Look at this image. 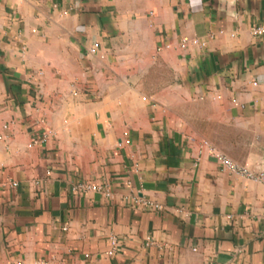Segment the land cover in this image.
I'll list each match as a JSON object with an SVG mask.
<instances>
[{"label":"crops","instance_id":"obj_1","mask_svg":"<svg viewBox=\"0 0 264 264\" xmlns=\"http://www.w3.org/2000/svg\"><path fill=\"white\" fill-rule=\"evenodd\" d=\"M258 27L264 0H0V264H264V184L218 161L264 171Z\"/></svg>","mask_w":264,"mask_h":264},{"label":"built area","instance_id":"obj_2","mask_svg":"<svg viewBox=\"0 0 264 264\" xmlns=\"http://www.w3.org/2000/svg\"><path fill=\"white\" fill-rule=\"evenodd\" d=\"M254 34L259 35V36L263 35L264 28L258 27L254 29ZM45 140H46L45 137H43L42 139H37L34 141V144H39L41 142H44ZM218 161L224 170L229 171L231 173L238 174L248 180L260 182L264 184V171H261V172L252 171L246 166H241L237 164L236 162H234L232 159H230L226 155H218ZM73 190L76 193L100 192L109 198L112 197V194L108 187L101 186V185H95V184L88 183V182L79 183L75 185ZM156 208L161 210L159 206H156ZM113 245L114 246L117 245V241L115 239H113Z\"/></svg>","mask_w":264,"mask_h":264}]
</instances>
